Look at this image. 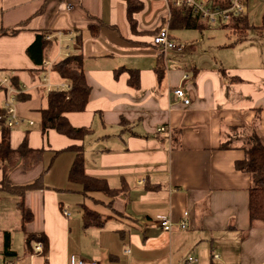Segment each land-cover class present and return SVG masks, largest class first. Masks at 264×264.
Wrapping results in <instances>:
<instances>
[{
    "label": "crops",
    "instance_id": "crops-1",
    "mask_svg": "<svg viewBox=\"0 0 264 264\" xmlns=\"http://www.w3.org/2000/svg\"><path fill=\"white\" fill-rule=\"evenodd\" d=\"M140 1L133 28L126 0H0V32L6 31L0 33V78L14 76L26 96L16 102L21 122L11 127L10 144L17 148L26 137L31 147L47 149L40 164L10 175L14 184L43 175V187L25 195L33 219L24 228L15 208L20 225L9 221L11 208L2 197L10 194L0 190V254L10 232L16 264H76L79 258L98 264H185L190 255L198 259L195 264H264V225L250 222L251 176L236 166L245 157L241 138L236 147H220L232 128L243 133L254 127L264 144V49L242 55L234 47L247 38L210 42L203 55L188 62L181 58L196 44L182 41L188 28H178L170 29L171 35L188 48L162 55L152 40L169 26L170 9L165 0ZM245 4L248 13V0ZM58 31L66 35L62 41L45 38L41 54L28 53L38 36ZM217 49L218 56L211 55ZM74 54L83 56L91 86L86 109L67 114L72 125L92 129L84 138L86 170L113 188L127 185V195L111 199L95 192L97 200L85 199L82 186L68 179L75 152L66 149L82 140L54 129L42 133L46 78L65 82L53 64ZM159 56L162 78L155 72ZM122 66L139 69L138 87L129 84L127 72L115 77ZM176 88L190 104L175 97ZM0 95L3 106L4 88ZM161 125L166 132H157ZM67 194L76 196V207L85 202L100 212L104 225L85 227L82 210L74 213L65 204ZM185 212L188 227L181 229ZM158 216L172 221L170 230L157 224ZM29 233L47 236L46 253L27 242Z\"/></svg>",
    "mask_w": 264,
    "mask_h": 264
},
{
    "label": "trees",
    "instance_id": "trees-1",
    "mask_svg": "<svg viewBox=\"0 0 264 264\" xmlns=\"http://www.w3.org/2000/svg\"><path fill=\"white\" fill-rule=\"evenodd\" d=\"M211 4L222 8L229 7L231 0H209ZM127 14L131 26L134 28L137 24L135 15L143 8V3L140 0H126ZM169 29L188 28L203 30L208 27V22L203 20L199 14L187 11L185 6L171 5L168 18ZM224 28L229 29V33H234L236 41H241L247 37L248 31L251 29L262 31L264 30L263 23L260 26L252 25L248 19V13L238 15L231 14L227 22L220 23ZM6 32L3 30L0 33ZM157 34V33H156ZM155 34V35H156ZM46 35V34H45ZM231 35V34H230ZM46 45L45 36L40 35L28 48V53L35 55L36 52L41 54ZM53 69L60 76L70 83L68 90H51L47 94V104L41 109L42 122L41 130L44 135L54 129L61 134H64L81 143H73L66 149L75 152V158L69 170L68 179L73 183H78L82 186L81 193L85 199L97 200L92 193L100 192L114 199L121 194L127 195L129 189L127 185L119 188H113L104 178L94 177L88 174L86 170L85 159V143L84 138L91 133L89 127H76L72 125L67 117L69 112L84 111L87 107L91 93V86L86 80L84 71V60L81 54L64 57L53 64ZM127 72L129 74L128 82L134 87L140 85V71L135 68L125 66L119 67L114 71L115 77ZM155 72L158 78H162L165 73L162 56L158 57L155 66ZM222 75H225V70H222ZM15 77H11V84L16 88H20L19 84L14 81ZM24 92L18 94V99H23ZM5 112L4 106L0 105V114ZM2 140L0 141V168L3 172V178L0 182V190L12 195L16 199V205L20 211L22 227L33 219L32 210L25 203V195L29 190L39 189L43 187V175L32 182L26 184H14L10 175L16 169L21 168L23 171H28L44 160V155L47 151L45 147L33 148L29 145L28 139L22 141L17 147L13 148L10 144L11 127L2 123ZM241 135V136H240ZM241 138V148L244 150L245 157L236 162L238 169L248 172L251 176V187L249 189V213L250 222L252 225H264V144L260 136L255 131L254 127L246 131L240 132L232 128L227 134V137L221 143L222 149L236 147L237 140ZM61 150H57L59 153ZM50 168L47 167L46 171ZM82 221L85 227L97 226L102 227L105 219L102 214L95 209L89 207L85 202L81 204ZM38 241L43 242L44 252L48 251V238L45 234L29 233L27 234V242L35 245ZM4 255L14 256L11 250L10 232L5 234L4 239Z\"/></svg>",
    "mask_w": 264,
    "mask_h": 264
},
{
    "label": "built area",
    "instance_id": "built-area-1",
    "mask_svg": "<svg viewBox=\"0 0 264 264\" xmlns=\"http://www.w3.org/2000/svg\"><path fill=\"white\" fill-rule=\"evenodd\" d=\"M169 9L171 5L185 6L187 11L194 12L199 14L201 18L209 23H223L227 22L231 14H241L248 11L247 5L241 0H231L229 7L222 8L217 5H213L209 0H165ZM170 14V12H169ZM56 36L60 41L66 36L64 32L58 31L56 34L47 33L45 38L50 40ZM154 46L157 48L158 52L162 55H166L172 51H183L188 48V45H182L171 35L169 26L161 28L157 34L153 37L152 40ZM65 55H69L65 53ZM48 63V62H47ZM46 86L49 91L51 90H68L70 88V83L68 81L55 84L49 80V77L46 78ZM5 89V100L4 108L5 112L0 114V127L2 123L9 127H14L19 122L21 118L18 115L16 102L18 101V94L25 92V86H20L16 88L11 84V79L9 76H4L0 78V90ZM174 95L178 99H182L185 104L191 103V98L187 97L185 91L182 88H176L174 90ZM168 127L166 125H161L157 128V132L163 133L166 132ZM65 215H69L68 211H64ZM188 212H185L182 220L180 221L181 229H186L188 227ZM157 224H159L163 229L170 230L172 227V221L165 216H158L156 218ZM35 250L37 253L44 252V244L41 241H38L35 244ZM197 258L190 255L187 257L185 264H195ZM0 264H16L15 259L4 254H0ZM76 264H98L96 260H86L79 258L76 261Z\"/></svg>",
    "mask_w": 264,
    "mask_h": 264
},
{
    "label": "rangeland",
    "instance_id": "rangeland-1",
    "mask_svg": "<svg viewBox=\"0 0 264 264\" xmlns=\"http://www.w3.org/2000/svg\"><path fill=\"white\" fill-rule=\"evenodd\" d=\"M241 1L246 3V0H241ZM248 3L250 6V11L248 12V19L250 23L255 26H260L263 23V18H264V0H248ZM174 32L176 33L179 31H174ZM229 32H230L229 29L222 27L220 23H210L208 28H206L202 32L195 29H183L181 36L182 41L194 42V44H196L195 47L197 49H195L192 53L184 54L181 59L190 62L193 57L197 55H203L204 54L203 49H206L210 42H212V44L217 43L221 45L234 42L237 36L234 33H229ZM202 35L204 36L203 42H199L197 44L196 39H199ZM246 38H247L246 41L242 43H236L237 45L234 48H237L236 50L238 51V53L240 51H243L242 55H247L248 54L247 52H252L254 48L264 49V30L259 31V30L251 29L248 31ZM220 51L221 49L220 50L217 49V51L211 52V55L218 56V53ZM243 59L246 60V57H244ZM253 60L257 61L256 58H254ZM2 198H5L3 199L4 206L7 208L9 207L11 208V213L9 214L10 216L8 215L9 221L11 222L12 225H16L15 227H19L20 223L19 221H17V216H18L17 214H19L18 213L19 210L17 209V207H15L16 206L15 199L7 194H5V197ZM62 198L64 199V201H66L65 204L69 206L74 211V213H76V211L77 213L78 212L81 213L80 211L81 209L79 207H76L77 206V204L75 203L76 196L70 197L67 194V196L63 195ZM14 208L17 214H13ZM13 223H17V224H13Z\"/></svg>",
    "mask_w": 264,
    "mask_h": 264
}]
</instances>
